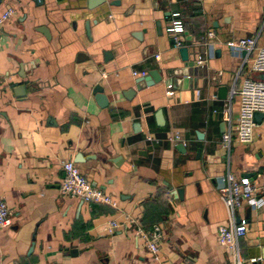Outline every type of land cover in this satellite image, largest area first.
<instances>
[{
	"label": "crops",
	"instance_id": "obj_1",
	"mask_svg": "<svg viewBox=\"0 0 264 264\" xmlns=\"http://www.w3.org/2000/svg\"><path fill=\"white\" fill-rule=\"evenodd\" d=\"M90 1L0 0V17L12 10L0 24V199L11 217L0 230V264H235V250L217 242V229L232 225L218 192L227 170L221 137L230 128L229 169L253 181L259 201L237 211L236 222L247 221L239 254L243 264H264V116L253 141L238 143V97H230L243 79L264 77L248 67L237 77L243 53L227 47L257 31L264 46V0ZM173 13L189 57L204 47L205 60L185 76L166 32ZM208 32L214 38L205 43ZM154 70L161 81L136 90L133 72ZM97 85L106 107L95 101ZM173 134L184 149L167 141ZM67 160L117 207L62 194ZM129 218L162 227L158 261ZM111 221L119 227L109 235Z\"/></svg>",
	"mask_w": 264,
	"mask_h": 264
},
{
	"label": "built area",
	"instance_id": "obj_2",
	"mask_svg": "<svg viewBox=\"0 0 264 264\" xmlns=\"http://www.w3.org/2000/svg\"><path fill=\"white\" fill-rule=\"evenodd\" d=\"M12 17V10L7 9L0 17V24ZM166 32L174 42V46L182 48V42L179 35L184 32L183 22L180 20L179 13L172 14ZM260 31L253 36L229 41L227 47L232 51L242 52L240 66L237 70V77L247 67L253 74L264 75V46L257 45V39ZM214 38L212 32L206 35L205 43ZM156 60L159 56H155ZM199 62V61H197ZM146 72H133L134 76L141 78L147 76ZM218 76L221 73L217 74ZM166 94L173 95L172 85H166ZM238 97V114L235 125L237 141L240 144H249L253 141V131L256 126L255 115H264V79L245 78L241 81L240 86L230 91V97ZM223 116L229 120L230 102L225 103L223 107ZM167 141L171 144L181 143L180 135L173 134L168 136ZM182 144V143H181ZM183 145V144H182ZM221 146L226 153L227 170L222 178V185L218 189L219 195L230 212L232 225L220 226L217 229V242L220 246L234 249L236 253V263L243 264L239 254V240L244 237L247 231V221L242 219L236 222L237 211L244 205L256 208L259 201L254 198L257 187L247 177L237 178L229 169L230 152L232 147V129H228L222 134ZM64 178L60 184V191L64 195H71L79 198L82 203L87 205H107L113 208L117 207V202L110 195L105 194L102 190L92 185V183L81 173L78 166L71 160L62 163ZM11 217L8 207L3 199H0V230L10 226ZM129 224L134 225V237L150 253L155 261L159 260L160 242L163 239L162 227L158 224L153 225L150 229H144L142 224L132 218L128 219ZM119 224L115 221L109 222L105 228L106 233L112 235ZM255 263V259L250 260Z\"/></svg>",
	"mask_w": 264,
	"mask_h": 264
},
{
	"label": "water",
	"instance_id": "obj_3",
	"mask_svg": "<svg viewBox=\"0 0 264 264\" xmlns=\"http://www.w3.org/2000/svg\"><path fill=\"white\" fill-rule=\"evenodd\" d=\"M36 2H41L42 0H35ZM101 0H91L89 2V5L92 6V5H95V4H98ZM39 31L41 33H43L46 37H48V33L45 29L43 28H40ZM86 31H87V35L89 34V29H88V26L86 25ZM192 45H190V43L187 44V46H184L182 48L179 49V52H180V56L182 58V61L185 63V66H184V69H179L176 71L177 74H182V75H189L190 73V70H194L195 67H196V62L197 61H204L205 58H204V47L201 48V50H199L200 52L198 53L197 57H189V53H190V49L192 48L191 47ZM218 53V51H216ZM175 73V72H174ZM170 74V73H169ZM264 77V75H263ZM264 79V78H263ZM161 81V76H160V72L159 71H151L149 72V74H147V76L141 78L138 82H137V85H136V90H140L142 88H144L145 86H151L155 83H158ZM178 83L180 84V79L178 78H175L173 79L172 83H167L166 85L168 84H171L173 88H177L178 86ZM226 89L224 88H220L218 90V95L221 99H224L225 96H226ZM93 95H94V98H95V101L96 103L98 104L99 107H106L107 104H108V99L107 97L103 94V91H102V88L100 86H95L93 91H92ZM134 93L133 91H129V94H132ZM264 115L263 114H256L255 115V119L258 118V117H263ZM197 136L198 138H200L201 134L200 133H197ZM183 148V145L181 143L177 144L176 145V149L177 150H182ZM184 149V148H183ZM79 157V156H78ZM78 162V161H76ZM179 199L182 198V189H177L175 191V193Z\"/></svg>",
	"mask_w": 264,
	"mask_h": 264
}]
</instances>
